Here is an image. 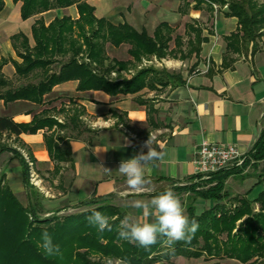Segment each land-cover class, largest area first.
Masks as SVG:
<instances>
[{"label": "crops", "instance_id": "obj_1", "mask_svg": "<svg viewBox=\"0 0 264 264\" xmlns=\"http://www.w3.org/2000/svg\"><path fill=\"white\" fill-rule=\"evenodd\" d=\"M4 1L0 11V62H5L1 71L12 87L37 82L41 72L28 77L17 74L15 61H23L19 56V52H24L23 42L27 41L31 48L36 46L33 27L41 18L47 25L64 16L78 19V6L54 8L24 19L22 2ZM87 1L95 7L97 18L113 24L128 23L138 31L146 30L150 36H154L160 24L167 23L175 29V35L183 37V49L187 48L188 23L199 26L206 40L198 55L194 53L185 60L155 58V65L165 67L168 72L183 67L176 82L167 80V84L155 83L154 87L147 86L135 93L112 95L103 89L79 90V81L69 79L56 84L42 104L0 99V127L3 115L16 123L28 124L35 114L48 111L49 116L65 122L73 106L82 107L85 130L70 137L73 162L58 163L50 155L45 136L58 128L20 134L0 129V134L21 150L28 163L31 161L34 177L36 174L39 177L37 185L44 193L41 204L45 215L76 208L92 198H108L142 222H152L151 215L128 205L136 200L150 201L158 190L196 177V150L203 141L233 144L245 155L252 151L264 128V34L242 51L230 52L228 37L241 25L238 17L228 13V4L212 3V8L203 4L196 8L195 0ZM255 1L264 4V0ZM175 45L171 44V48ZM59 60L66 59L59 57ZM111 77H117V72H112ZM60 131L73 135L71 128ZM149 135L163 158L146 167L149 183L145 191L134 193L129 190L126 178L115 171L121 160L147 151L144 144ZM104 168L113 172L109 174ZM0 174L14 193L23 190V168L10 152L0 154ZM258 181L256 176L245 179L236 176L230 180L229 188L240 194L251 190L249 197L254 199L264 188ZM204 202L197 204L198 212L213 204L212 200ZM255 207L259 210L258 203ZM229 261L242 264L236 259H225L222 263L231 264Z\"/></svg>", "mask_w": 264, "mask_h": 264}, {"label": "trees", "instance_id": "obj_2", "mask_svg": "<svg viewBox=\"0 0 264 264\" xmlns=\"http://www.w3.org/2000/svg\"><path fill=\"white\" fill-rule=\"evenodd\" d=\"M13 1L22 2L21 14L24 19L74 4L78 6L80 17L74 20L70 16H64L48 25L42 18L36 21L33 32L37 44L31 48L24 41V52H19L23 61H15V65L17 74L21 77L41 72L39 81L12 87L11 81L1 71L5 61L0 62V99H5L6 102L26 100L42 104L45 95L51 93L56 84L69 79L79 81V90L103 89L112 95L121 92L135 93L147 86L154 87L155 83L167 84L166 81L171 80L169 78L180 79V74L169 75L166 70L160 71L153 67L142 68L131 78H122L120 74L135 68L144 56L156 54L158 58H166L171 53L174 58H178L181 51L180 57L186 59L194 53L198 55L202 42L206 40L199 26L188 23L187 48L183 49V37L175 35V29L169 24H160L154 36H150L146 30L138 31L128 23L113 24L105 18H97L95 7L87 0ZM195 1L196 8L203 4H207L209 8H212V3L228 4V13L238 17L241 27L228 37L230 52L242 51L264 34V4L255 0ZM4 4L5 1L0 0V11ZM171 41L176 44L173 49H170ZM108 43L115 47L123 43L129 44L128 51L132 59L125 61L110 57L106 51ZM59 57L66 60H59ZM57 63L59 65L55 66ZM112 72H117V77H111ZM166 76H169L168 79ZM84 114L82 107L73 106L67 121L59 122L49 116L48 111H42L35 114L28 124L16 123L9 116L3 115L0 129L20 134L39 129L52 130L55 126L60 130L71 128L73 135L55 134V130L46 134L45 138L53 160L58 163L73 162L70 137L85 130L81 120ZM4 151H12L19 160L23 168V180L29 187L30 167L25 157L8 146L0 147V154ZM249 154L256 159H264V128ZM226 169L213 174V178L218 180L215 186L198 191L203 200H212L215 204L202 212H198L196 206L187 209L190 220L195 218L200 225L194 238L188 243L181 241L169 247L163 242L164 238L159 237L157 243L147 249L118 238L120 220L129 213L119 206L99 205L108 198L83 201L75 207L89 206V209L64 218L57 215L59 212L41 217L31 194H28V205L24 206L11 187L2 184L4 175L0 174V264H155L170 263L177 257H204L206 263L200 264H226L222 263L225 259H236L242 264H264V188L254 199L249 197L251 190L233 198L225 190V181L235 173L236 168ZM257 184L264 186V177ZM195 187L194 184H186L175 188L179 190ZM165 190L167 189L158 190L154 196ZM231 197L236 204H221ZM257 203L259 210L255 209ZM94 211L107 216L117 215V218L109 220L112 231L100 232L88 223L87 217ZM44 231L49 232L54 242L60 246L61 255L46 257L43 254L38 245ZM162 247L165 251L163 249V252H159Z\"/></svg>", "mask_w": 264, "mask_h": 264}, {"label": "clouds", "instance_id": "obj_3", "mask_svg": "<svg viewBox=\"0 0 264 264\" xmlns=\"http://www.w3.org/2000/svg\"><path fill=\"white\" fill-rule=\"evenodd\" d=\"M144 147L147 149L146 152L141 151L132 158L121 160L115 171L126 178L129 190L134 193H142L149 183L145 176L146 167L163 158V153L153 147L150 135ZM104 169L109 174L113 172L111 169ZM128 206L151 215L153 221L142 222L132 214H125L118 225V238L145 249L157 243L159 237H163V242L169 247L181 241L188 243L200 227L195 218L190 220L180 197L171 188L153 196L150 201L136 200ZM87 221L100 232L112 231L109 217L100 211H94L87 217ZM38 246L46 257L61 255L60 246L54 242L52 235L47 231L41 233Z\"/></svg>", "mask_w": 264, "mask_h": 264}, {"label": "rangeland", "instance_id": "obj_4", "mask_svg": "<svg viewBox=\"0 0 264 264\" xmlns=\"http://www.w3.org/2000/svg\"><path fill=\"white\" fill-rule=\"evenodd\" d=\"M173 43H175V42L171 41L170 45L171 44L173 45ZM122 46L123 47H121L120 49L117 50V49H115L114 46H112L110 43H108L106 45V51H107V53H108V55L110 57H114L116 59H120V60L132 59V57H131V55L129 54V51H128V47L130 48V45L127 44V43H123ZM170 49H173V48L170 47ZM181 53H182V51L178 53V58H176V59L185 60L186 58L180 57ZM167 57H171L172 58L173 55L170 53ZM155 58H158V56L156 54H153V55H150V56H144L142 58L141 62L137 63V66L135 68H132L129 71H125L126 73L125 72H121L120 75L122 76V78H128V75L133 76L136 72H138L141 69V67H143V68L153 67V68H156V69H158L160 71H162V70L165 71L166 70L165 67H163L161 65H155L156 64ZM151 60H154L153 63H150ZM181 68H183V67L181 66L180 68L177 67V69H172V72H168L167 70L166 71H167V74H169V75H172V74L175 75V74H179V71L181 70ZM168 77L169 76H166L165 78L168 79ZM169 79H171L173 82L178 81V79L176 77L169 78ZM53 129L55 130V129H57V127L55 126ZM55 134H64V133L62 131H60V130H57L55 132ZM2 146H8V147L14 148V149L18 150V152L21 153V150L18 149V147L15 146L13 142H11L3 134H0V147H2ZM7 152H10L14 156V153L12 151H7ZM29 167H30V170H29V187L24 182L25 186H24L23 190L21 192H16L15 195L18 197V199L21 201V203L24 206H27L28 205V203H27L28 194H31L33 203L37 204L35 206H36L37 210L39 211V215L41 217L50 216L51 214L45 215L44 212H43V209H42L43 206L41 204V200H42V196H43L44 193L42 191V188L37 185L36 178L38 177V175L36 174V177H34L32 175L33 174L32 173V166L30 164H29ZM263 167H264V159L263 160H259V159H256L255 157H253V155H251V154L246 155L241 165L232 164L231 166L228 167V168H236V170H235V173H233L232 175H230L226 179V181H225V186H226L225 190L229 191L233 198H235L236 196L244 195L245 193H241L240 194V193L232 192L230 190V188H229L230 180L232 178H235L236 176H239L242 179H245L247 176H256L258 180H261L262 177H264ZM228 168L226 170H228ZM213 177H214L213 174L209 175V176H204V175L196 176V177H194L192 179L187 180L184 183L173 184L171 189L180 197V199H181V201L183 203V206L185 208L188 209V207H192V206H196L197 207V204H199L200 202H204L205 201V200H202V198L199 196L198 191L207 190L208 188H210L212 186H215L217 184L218 180L213 178ZM21 179H23V176H22ZM4 183H5V185H9L8 180H5V176H4V181H3L2 184L4 185ZM186 184H190V185L194 184V185H196V187L192 188V189H179V190L175 188V187L184 186ZM47 185L49 186V184H47ZM232 197L230 199H225L224 201H222L221 204L227 203L228 206H230V205L233 206L236 203L234 202ZM212 203L213 204L211 206H213L215 204L214 201H212ZM38 204H39V206H38ZM99 205H101V206H109V207L115 205V206H119L122 209H126L124 206L113 202L111 199H108V200L104 201L103 203H101ZM89 208H90L89 206H81V207H76V208H70V209H66V210H63V211L59 212L57 215L59 217H61V218H64V217L69 216V215L80 213V212H82L84 210H87ZM108 217H109V220H113V219L117 218V215H115V216L111 215V216H108ZM163 249H164V247H162L159 252H163ZM164 251H165V249H164ZM200 262L201 263L205 262L204 257H202L201 259H197L195 261H192V262L186 260V258H184V257H177V258H173L172 262H170V263L157 262L155 264H197V263H200ZM231 264H234V263H231Z\"/></svg>", "mask_w": 264, "mask_h": 264}, {"label": "built area", "instance_id": "obj_5", "mask_svg": "<svg viewBox=\"0 0 264 264\" xmlns=\"http://www.w3.org/2000/svg\"><path fill=\"white\" fill-rule=\"evenodd\" d=\"M245 154L233 144L203 141L196 150V176H209L232 164L241 165ZM29 164L32 166L31 161ZM34 176V172L32 171Z\"/></svg>", "mask_w": 264, "mask_h": 264}]
</instances>
